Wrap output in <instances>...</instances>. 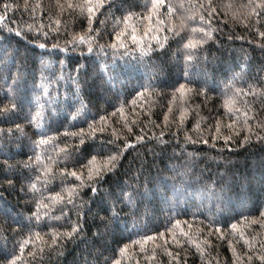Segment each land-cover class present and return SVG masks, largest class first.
Returning <instances> with one entry per match:
<instances>
[{"label": "snow or ice", "instance_id": "1", "mask_svg": "<svg viewBox=\"0 0 264 264\" xmlns=\"http://www.w3.org/2000/svg\"><path fill=\"white\" fill-rule=\"evenodd\" d=\"M219 7L214 3V0H191L188 8L184 7L183 0H180L178 5L173 4L171 0H145L143 5L136 3L135 0H132L131 3L129 0H64V2L57 0L59 13L68 11L74 18L78 15L82 29L80 33L71 31L67 25L61 32V19L51 17L48 25L42 22L43 17H41L40 23L29 24L26 27L14 28L11 23H8L6 27H0V37H2L0 38V81L3 85H7L6 88H0V91L3 92V95L0 96V124L11 125L7 129V137L0 135V141L6 140L10 144L14 137L21 141L27 137L28 142L20 147L28 148L32 153L26 161L19 162L15 166L8 164L7 161L0 165L8 171H11L13 167L21 169L20 191L25 192L27 187L25 195L29 197L25 203L26 216L22 213L12 215L7 209L0 207V215L11 216L13 223H16L21 231L23 229L28 230L27 236L13 242L12 251L4 253L3 259L6 264H22L29 246H32V251H27V255L35 258L37 254L43 256L46 250L54 252L57 248H64L68 243L82 241L85 236L84 217L87 212L93 215L94 237L102 239L117 232L127 231L130 235L135 234L137 236L136 239H131L130 243L139 245L140 250L145 251V245L149 241L155 242L167 235L177 246L181 245L183 238L194 244L198 251L201 250V244L192 240L191 232L185 231L182 227V224L187 222L175 218L177 213L169 216L170 226L164 230L159 233L141 235L146 226L142 227L137 222L140 209L143 207L144 214H147L150 206L153 211H156L160 205H163L171 207L174 211L176 207L180 206L181 201L187 203L195 198L199 199L201 203L205 199L214 202L217 209L222 212L226 208L227 202L231 200L230 193L233 190L231 181H226L224 176L220 175L218 179L200 184V177L198 176L196 183L199 186L193 188L189 181L187 162L188 158L195 154L188 153L184 164L174 165L169 169L174 173L171 177L159 175L152 177L150 173L146 175L143 166H141L136 170L134 176L135 186L127 181L109 183V177L118 173L127 150L133 148L136 142L142 143L145 136L136 135L135 142L125 136L121 146L117 142L119 138L117 132L113 129V136L117 139L109 140L106 143L101 141L99 145L95 144V139L97 132L103 133L106 130L109 116L116 113H119L124 120L123 128L127 130V133H133V125L137 124L138 121L134 118L129 123L125 118L124 109L128 104L135 108L137 99H148L149 97L145 94L155 91L152 86L156 83L157 72L155 70L149 71L151 60L148 55L154 51L152 41H155V45L159 49L166 47L170 35L176 38L178 43L183 42L181 47L184 51V77L187 84L179 83L178 87L174 88V94L178 92L183 99L187 93L194 91L189 86L194 82L188 80L191 73L187 71V68L191 62L198 60L197 53L199 50L214 38V33L218 28L213 26L212 21L218 14ZM225 7L231 8L232 5ZM0 8L3 9V13L0 14V24H4L8 19L7 14L15 12L18 6L11 3L10 0H4L3 4H0ZM137 8L142 10H131ZM164 8L167 9L166 13L161 11ZM239 8L241 10L239 13H232L235 20L244 23L245 27L260 24V17L264 16V0H247V3L240 5ZM37 9L43 11L40 0H37L31 9L25 0L24 11H30L34 21ZM105 9H107L108 20L113 25L112 31L107 33L111 41L107 44L100 42L107 30V21L100 19V16L105 14ZM117 11L122 12L123 15L115 16ZM197 13L199 14L198 25L195 22ZM241 16H243V20ZM134 20L140 23L148 22L142 36L138 34V24L130 23ZM96 21H99L102 27H98ZM223 23L226 24V20ZM255 30L261 38H264V31L260 30L259 27ZM161 32L165 33L163 38L160 36ZM61 35H67L69 38L63 42L59 39L52 43L49 42L53 36L60 37ZM144 37H148L147 47L143 43ZM129 39L135 47L129 48L126 43ZM261 47L264 48V45ZM36 49H46L47 52L37 53ZM109 49L112 50L114 57L131 55L133 59L125 61L132 66L129 70L135 71L137 67L143 68L147 80L143 84L135 85L133 87L135 96L131 100L121 101L118 107L112 103V100L117 99L116 96H113L112 100H105L104 103L113 108L112 113H107L106 108L98 109V111H104L105 115H99L98 118L93 116L91 120H88V104L82 95L83 89L81 87V76L82 74L87 76V65L77 64L73 72L65 75V59H59V69H57L56 63L52 59H45V56L58 57L60 53L78 52L82 59H88L90 57L85 56V50L90 54L93 51L107 53ZM137 52H139L138 56L136 55ZM34 55L40 58L39 76L30 68ZM205 64H207L206 57ZM237 78L234 76L232 79ZM115 79L114 75L107 74V67L105 66L102 82L107 84ZM62 82H70L69 87H62ZM160 83H164V81H160ZM195 83H199V81H195ZM106 90L110 91L111 89ZM199 94L206 96L207 89L201 87ZM249 96L259 97L261 101H264V78H256L254 83L248 84L247 89L234 88L231 95L226 96L224 108L230 114V122L223 127L227 129V134H224L222 123L218 119L215 131L209 132L212 149L217 148L218 141H223V147L218 149L221 153L225 149L232 150V144L242 150H246L254 144H259L264 148V119L257 118V110L247 99ZM238 104H242L243 107H237ZM169 111H171V106ZM18 120L22 123H18ZM64 120L81 123L88 121L87 128L81 127L76 131L69 132L65 125V131L60 133L58 128ZM168 120L169 116L166 113L164 117L165 126H167ZM184 120L185 114L181 110L179 114L180 124H183ZM29 126L38 130L32 133V136L36 137L35 139L27 134ZM193 128L199 129V122L194 124ZM0 132L3 130L0 129ZM49 132H54V134L49 135ZM178 132L179 129L177 135ZM16 133H20V136L16 137ZM60 135L75 139L72 142L65 140L63 146H60L57 143V137ZM160 136L164 137L165 133L162 131ZM89 139H92V144L86 143ZM184 143L185 145L189 143L207 145L209 139L203 136L193 139L190 134L186 133ZM49 146H53L55 156L51 154L46 156L44 150ZM84 149H88V152L85 153ZM0 154H3V144H0ZM180 156H185L183 150ZM85 157H87L86 163L81 164V159ZM9 158L11 157L9 156ZM69 163L73 165L71 169L67 167ZM60 164L65 166L59 167ZM76 165H79L78 170ZM260 166L264 168V158L261 159ZM178 167L180 168L179 171L177 170ZM25 171L30 175H25ZM57 175L62 181L72 177L78 183L68 182L60 191H52L48 185L57 178ZM141 175L145 177L143 182L140 180ZM240 179L242 181L241 187H243L248 178ZM14 180L15 176L8 179L7 183L10 188L15 187ZM84 189L90 193L87 201V212L84 210L85 201L81 196ZM77 201H79V210L76 213L77 220L71 222L70 226L48 227V231L44 235L36 230L40 227L44 217L53 215L51 209L58 207L60 216L56 217V220H59L61 217L70 215L68 205L76 207ZM129 218H131V224H129ZM207 220L208 223L205 227L198 226L196 229L201 235L207 232V237L203 239L205 245L211 244L208 237L214 234H220L222 238H226L223 237L222 228L211 217ZM241 220L246 224L260 223L261 227H264V209L259 211L258 219L242 216ZM201 223L203 224V221ZM238 223L233 222L229 225L233 233L238 231ZM188 228H192L190 223ZM16 234L17 229H13L12 235L15 236ZM239 235L247 247L248 252L245 253L247 259L244 260L233 250L235 257L233 264H252L254 258L260 264H264V240H257L256 237L245 238L244 232H240ZM2 236L6 247L10 237L6 231L2 232ZM37 243L41 245L39 248L36 247ZM165 245H167V240H165ZM257 245L260 249L259 253L256 251ZM128 247V243L123 244L119 248V253L125 254ZM229 248H232L231 241H229ZM165 251H167V247H165ZM167 254L171 260L176 261V264H180L179 253L173 255L171 251H167ZM112 264H120V260H114Z\"/></svg>", "mask_w": 264, "mask_h": 264}, {"label": "trees", "instance_id": "2", "mask_svg": "<svg viewBox=\"0 0 264 264\" xmlns=\"http://www.w3.org/2000/svg\"><path fill=\"white\" fill-rule=\"evenodd\" d=\"M3 2L4 0H0V4H3ZM10 2L17 5L18 8L15 12L7 14V21L4 24H0V27H6L8 23H11L14 28L18 26L26 27L29 24L40 23L41 17H43L42 22L48 25L51 17L53 19H61V32L64 31L65 25L76 33L82 31L78 15L74 18L68 11L59 13L57 0H40L43 5V11L41 12L37 9L35 21L30 11H24L25 0H10ZM27 2L29 9H31L37 0H27ZM60 2H64V0H60ZM131 2L132 0H129V3ZM135 2L143 5L145 0H135ZM171 2L178 5L180 0H171ZM190 2L191 0H183L184 7L188 8ZM214 3L220 6L218 14L212 21L213 26L217 27L218 30L214 33V38L199 50L197 53L198 60L191 62L187 68V71L191 73L188 80L194 82L189 86L194 91L187 93L183 99H181L178 92L174 94V88L178 87L179 83L187 84L184 77V51L181 47L183 42L178 43L176 38L170 35L166 47L159 49L155 45V41H152L154 51L148 55L151 60L149 71L155 70L157 72L156 83L152 86L155 91L145 94L149 97L148 99H137L135 108H133V105L128 104L124 109L125 118L129 123L134 118L138 121L137 124L133 125V133H127V130L123 128L124 120L119 113H116L113 116H109L106 130L103 133L97 132L95 139V144L97 145L101 141L106 143L109 140L117 139V137L113 136V129L117 132L119 137L117 142L121 146L124 143L125 136L134 142L136 135L145 136V140L142 143L136 142L133 148L127 150L118 173L109 177V183L127 181L135 186L134 176L136 170L141 166H143L146 175L150 173L152 177L157 175L171 177L174 173L169 171V169L174 165L184 164L188 153L195 154L188 158L187 162L189 181L193 188L199 186L196 183L198 176L200 177V184L212 179H218L220 175H223L226 181H231L233 185V190L230 193L231 200L227 202V206L222 212L217 209L214 202H209L205 199L201 203L199 199L195 198L187 203L181 201L180 206L176 207L174 211L171 207L163 205H160L156 211H153L150 206L147 214H144L143 207L140 209L137 222L142 227L146 226L141 235L159 233L164 230L167 226H170L169 216L177 213L178 215H175V218L180 219L182 222H187L183 223L182 227L185 231L191 232L192 240L201 244V250L198 251L194 244L183 238L181 245L177 246L167 235L165 238L158 239L155 242L149 241L145 245V251H141L139 245L130 243V240L136 239L137 236L135 234L130 235L127 231L123 233L117 232L102 239L94 237L95 224L93 223V215L87 212V201L90 193L87 189H84L81 193L85 201L84 210L87 212L84 217V239L79 242L68 243L64 248H57L54 252L46 250L43 256L37 254L35 258L27 255V251H32V246H29L23 257L22 264H105V261H107V264H112V261L117 259L120 260V264H176V261L171 260L168 256L167 251H171L173 255L179 253L180 264H185V262L186 264H233L235 259L233 250L242 256L244 260L247 259L245 253L248 250L243 239L240 238V232H244L245 238L256 237L257 240H264V227H261L260 223L246 224L241 220L242 216L249 219L254 217L258 219L259 211L264 209V168L260 166V161L264 158V148L259 144H254L246 150H242L232 144V150L225 149L221 153L218 149L223 147V141H218L217 148L212 149L209 135L210 131H215L218 119L222 123L224 134H227V129L223 127L230 122V114L224 108L226 96L231 95L234 88L247 89L248 84L254 83L256 78H264V48L261 47V45H264V38H261L255 30L259 27L260 30L264 31V16L260 17L259 25L253 24L251 27H245L244 23H240L233 18L232 13H239L241 11L239 6L247 3V0H214ZM226 5H232V7L227 8L225 7ZM131 10L141 11L142 9ZM104 11L105 14L100 16V19L107 21V30L100 42L107 44L111 42L107 33L112 31L113 25L108 20L107 9ZM161 11L166 13L167 9L164 8ZM2 13L3 9L0 8V14ZM122 15L123 13L120 11L115 12V16ZM241 19H244L243 16H241ZM225 20L226 24L223 23ZM195 22L197 25L199 24L198 13ZM130 23L138 24V34L142 36L148 22L140 23L134 20L130 21ZM153 23L155 22L153 21ZM96 25L102 27L99 21H96ZM164 34L163 32L160 33L161 38H163ZM68 38L69 36L67 35L53 36L49 42H55L56 39L63 42ZM148 42V37H144L143 43L145 47H147ZM126 43L129 48L135 47L130 39ZM36 52H47V50L36 49ZM136 55L138 56L139 52ZM85 56L90 58L82 59L78 52H67L60 53L58 57L45 56V59H52L56 63L57 69H59V59H65V75L73 72L77 64L87 65V76L85 77L82 74L81 87L83 89L82 95L88 104V120H91L93 116L98 118L99 115H105L104 111H98V109L106 108L107 113H112L113 108L108 107L104 103L105 100H112V97L116 96L117 99L112 100V103L118 107L121 101L125 99L131 100L135 96L133 91L135 85L143 84L147 80V75L143 68L137 67L135 71L129 70L132 66L125 63V61H131L133 59L131 55L128 57H120L119 55L114 57L112 50L109 49L107 53L93 51L90 54L85 50ZM205 57L207 58V64H205ZM105 66L107 67V74L116 77L115 80L109 81L107 84L102 82ZM30 68L39 76L40 58L38 56L34 55L32 57ZM234 76L238 78L233 80ZM160 81H164V83H160ZM195 81H199V83H195ZM69 83L62 82V87H69ZM257 86L259 87V85ZM6 87L7 85H3L2 81H0V88ZM201 87L207 89L206 96L199 94ZM106 89L111 90L108 91ZM2 95L3 92L0 91V96ZM247 99L257 110V118L264 119V110H262L264 109V101H261L259 97L253 96H249ZM170 106L171 111H169ZM237 107L242 108L243 105L238 104ZM181 110L185 114L183 124L179 122ZM166 113L169 116L167 126H165L164 121ZM17 122L22 123L19 120ZM87 122L64 120L59 125L58 130L63 133L65 125L69 132L76 131L81 127L86 129ZM197 122H199L200 128L194 129L193 125ZM9 127L11 125L7 123L0 124V129L3 130L0 135L7 137V129ZM45 127H47L46 124ZM34 131L38 130L30 126L27 128L29 136H32ZM162 131L165 133L164 137L160 136ZM186 133L190 134L193 139L202 136L206 137L209 139V144L189 143L185 145L184 136ZM48 134L53 135L54 132H49ZM19 136L20 133H16V137ZM35 138V136H32V139ZM74 139L60 135L57 137V143L63 146L65 140L72 142ZM27 142V137L23 141L14 137L10 144L6 140L0 141V144H3V154H0V165L7 161L8 164L15 166L19 162L26 161L32 153L28 148H21L20 146ZM86 143L92 144L93 141L89 139ZM182 150L185 152V156H180ZM44 151L46 156L48 154L56 155L53 146H49ZM84 152L87 153L88 149H84ZM86 159L87 157L81 159L80 163H86ZM64 166L63 164L59 165V167ZM67 167L71 169L73 165L69 163ZM76 168L78 170L79 165H76ZM177 170L179 171L180 168L178 167ZM20 171L21 169L18 167H13L11 171L0 167V207L7 209L12 215L22 213L26 216L25 203L29 197L25 195L27 187L25 192L20 191ZM25 175H30V173L25 171ZM13 176H15V187L10 188L7 181L12 179ZM244 177L248 179L241 187L242 181L240 178ZM144 178V175L140 176L141 182H143ZM68 182L78 183L72 177L62 181L57 175V178L51 181L48 187L52 191H60ZM169 183H171V180H169ZM105 187H107V184H105ZM68 208L70 215L61 217L59 220H56V217L60 216L58 207L51 209L50 211L53 215L44 217L41 220L40 227L36 230L44 235L47 233L48 227L70 226L71 222L77 220L76 213L79 210V201H77L76 207L68 205ZM209 217L222 228L223 237L226 238H222L220 234H214L208 237L211 240V244L205 245L203 239L207 237V232L201 235L196 229L198 226L201 228L205 227ZM202 221L203 224L201 223ZM233 222H239L236 233H233L229 227ZM189 223L192 225L191 229L188 228ZM129 224H131V218H129ZM13 229H17L15 236L12 235ZM4 231L10 237L6 247L2 236ZM27 234L28 230L23 229L21 231L18 225L13 223L11 216L0 215V264H6L3 256L6 251H12L13 242L23 239ZM165 240H167V245H165ZM229 241L232 242L231 249L229 248ZM125 243H128L129 247L126 253L121 255L119 248ZM40 246L37 243L36 247L39 248ZM165 247H167V251H165ZM256 251L257 253L260 252L258 245ZM252 264H260V262L254 258Z\"/></svg>", "mask_w": 264, "mask_h": 264}]
</instances>
